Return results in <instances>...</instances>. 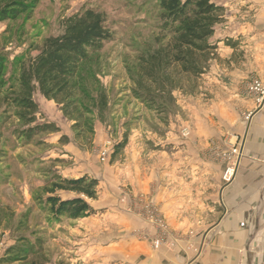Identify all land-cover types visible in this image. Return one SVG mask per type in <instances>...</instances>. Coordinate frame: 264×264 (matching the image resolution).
<instances>
[{
    "label": "crops",
    "instance_id": "obj_1",
    "mask_svg": "<svg viewBox=\"0 0 264 264\" xmlns=\"http://www.w3.org/2000/svg\"><path fill=\"white\" fill-rule=\"evenodd\" d=\"M219 3L222 20L208 39L216 48L202 75L211 97L186 105L189 135H178L179 124L170 122L158 137L167 149H141L131 135L123 154L124 186L132 195H151L168 243L152 246L158 226L132 199L112 209L103 232L87 234L89 245L78 241L74 253L83 263L264 264V102L256 108L247 91L253 78L264 77V0ZM230 165L233 175L225 182Z\"/></svg>",
    "mask_w": 264,
    "mask_h": 264
},
{
    "label": "rangeland",
    "instance_id": "obj_2",
    "mask_svg": "<svg viewBox=\"0 0 264 264\" xmlns=\"http://www.w3.org/2000/svg\"><path fill=\"white\" fill-rule=\"evenodd\" d=\"M87 8L101 12L112 32V39L89 71L92 86L105 92L107 106L101 113L92 110L90 116L84 114L85 121L73 128L74 121L63 115L57 103L36 92V123H52L59 131L40 133L26 141L17 133L25 127L15 115L17 109L5 100L8 88L16 83L20 66L36 55L43 40L61 33V21ZM157 24L154 0H37L30 12L0 22V55L6 60L0 117L9 116L0 130V260L16 238L24 235L32 242L42 241L46 264H85L75 255L74 247L78 241L89 245L86 236L90 231L103 232L110 224L105 223V218L116 212L112 209H120L123 198H128L126 203L136 198L152 202L150 194L132 195L121 180L128 138L137 136L140 148L148 151L167 149L158 137L167 133L170 122L179 124L176 133L187 137L189 130L183 124L190 116L187 117L186 105L195 99L206 103L211 97L204 74L187 79L184 90L173 92L175 102L168 114L132 97L129 70L138 56L156 47V39L162 36ZM124 135L126 144L113 156L114 145ZM104 151L107 155L102 156ZM85 174L98 181L95 199L84 197L95 209L93 215L73 219L51 213L46 198L51 194L54 177L77 178ZM111 183L116 187L115 195L109 190ZM52 194L63 199L75 195L60 190ZM111 197L118 201H109ZM96 262L103 263L99 259Z\"/></svg>",
    "mask_w": 264,
    "mask_h": 264
},
{
    "label": "trees",
    "instance_id": "obj_3",
    "mask_svg": "<svg viewBox=\"0 0 264 264\" xmlns=\"http://www.w3.org/2000/svg\"><path fill=\"white\" fill-rule=\"evenodd\" d=\"M158 29L162 36L156 47L137 57L130 71L132 97L154 109L168 114L174 105L175 90H184L187 79H197L207 70L214 56L215 45L208 39L222 20L224 7L219 0H154ZM37 0H0V22L15 20L30 12ZM61 33L46 37L36 55L19 68L16 83L8 88L5 100L17 109L15 115L25 126L17 133L30 140L40 133L57 132L52 123H36L38 106L34 94L60 106L63 115L79 128L83 115L92 110L101 113L107 106L105 92L92 86L89 71L97 62L112 32L104 15L87 8L61 21ZM6 60L0 55V89L5 84L3 71ZM96 82V81H93ZM8 114L0 117V130ZM90 129V128H89ZM127 141V135L114 145L113 156ZM46 198L54 215L66 214L76 219L93 215L95 209L84 197L95 199L98 181L86 174L77 178L56 176ZM56 190L75 193L63 199ZM42 241H30L20 235L14 245L5 250L1 264H46Z\"/></svg>",
    "mask_w": 264,
    "mask_h": 264
},
{
    "label": "built area",
    "instance_id": "obj_4",
    "mask_svg": "<svg viewBox=\"0 0 264 264\" xmlns=\"http://www.w3.org/2000/svg\"><path fill=\"white\" fill-rule=\"evenodd\" d=\"M248 92L253 95L254 101L256 104V108L262 105L264 102V77L263 78H253L249 84H248ZM188 134V131L185 132L184 135ZM187 136V135H186ZM238 150L236 148L232 149L231 155L235 157L237 155ZM107 155V152H102V156ZM233 175V166L230 165L224 172L223 180L225 182H228L231 180ZM129 195L128 193H125L124 196ZM126 199L123 198V203H126ZM138 202H140L141 209L145 208L143 211V217L146 218V220L151 225L158 226V231L156 232L155 236L152 238L151 243L154 248H158L160 245L168 243V229L166 224L163 222L162 217H160L157 213V210L151 205L152 202H144L142 199L136 198ZM149 204V205H146ZM146 205V206H145Z\"/></svg>",
    "mask_w": 264,
    "mask_h": 264
},
{
    "label": "water",
    "instance_id": "obj_5",
    "mask_svg": "<svg viewBox=\"0 0 264 264\" xmlns=\"http://www.w3.org/2000/svg\"><path fill=\"white\" fill-rule=\"evenodd\" d=\"M257 112V111H256ZM256 112H254V113H256ZM253 115V113L252 114H250V116H252ZM248 126H249V123L247 124V127H246V129H245V133H244V135H243V140H242V144H241V150H242V148H243V145H244V141H245V138H246V134H247V130H248ZM216 225V224H215ZM215 225L214 226H212L210 229H212L213 227H215ZM209 229V230H210ZM208 230V231H209ZM204 237H205V235L201 238V244H200V249H201V247H202V243H203V241H204Z\"/></svg>",
    "mask_w": 264,
    "mask_h": 264
}]
</instances>
